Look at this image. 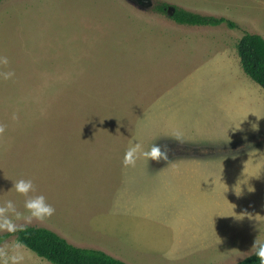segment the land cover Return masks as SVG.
<instances>
[{
    "label": "rangeland",
    "instance_id": "1",
    "mask_svg": "<svg viewBox=\"0 0 264 264\" xmlns=\"http://www.w3.org/2000/svg\"><path fill=\"white\" fill-rule=\"evenodd\" d=\"M148 1L0 0V189L33 179L56 211L28 227L125 264H237L264 240V90L237 53L264 0ZM132 141L168 160L123 167Z\"/></svg>",
    "mask_w": 264,
    "mask_h": 264
},
{
    "label": "trees",
    "instance_id": "2",
    "mask_svg": "<svg viewBox=\"0 0 264 264\" xmlns=\"http://www.w3.org/2000/svg\"><path fill=\"white\" fill-rule=\"evenodd\" d=\"M166 4H159L155 11L165 14ZM170 19L178 25L189 27L227 26L236 29V24L224 18L203 16L174 8ZM237 53L243 73L264 90V39L255 34L246 33L238 42ZM22 242L26 249L50 264H125L105 253L77 248L69 244L56 233L39 227H27L25 231L0 236V245L10 237ZM237 264H259L255 256Z\"/></svg>",
    "mask_w": 264,
    "mask_h": 264
},
{
    "label": "clouds",
    "instance_id": "3",
    "mask_svg": "<svg viewBox=\"0 0 264 264\" xmlns=\"http://www.w3.org/2000/svg\"><path fill=\"white\" fill-rule=\"evenodd\" d=\"M8 57L0 55V65H8ZM14 76V72H0V78L9 80ZM4 132L3 126H0V134ZM179 140L181 133L174 134ZM143 158L147 164L149 161H167L168 149L160 145L153 144L147 151L142 150L139 142H131V146L125 151L121 164L123 167H134L138 158ZM13 192L18 196L24 197L22 210L18 207L13 199H4L0 202V234H15L25 231L26 228L33 222H46L51 218L56 209L43 194H37V188L31 178H19L11 183V187L0 192ZM23 221V222H21ZM26 246L16 240L10 246L5 244L0 247V264H25L28 258L25 253ZM255 256L259 264H264V240L255 238L249 252L241 257V260L249 259Z\"/></svg>",
    "mask_w": 264,
    "mask_h": 264
},
{
    "label": "water",
    "instance_id": "4",
    "mask_svg": "<svg viewBox=\"0 0 264 264\" xmlns=\"http://www.w3.org/2000/svg\"><path fill=\"white\" fill-rule=\"evenodd\" d=\"M130 1H132L134 4H137L145 8H148L151 6V3L148 0H130Z\"/></svg>",
    "mask_w": 264,
    "mask_h": 264
},
{
    "label": "crops",
    "instance_id": "5",
    "mask_svg": "<svg viewBox=\"0 0 264 264\" xmlns=\"http://www.w3.org/2000/svg\"><path fill=\"white\" fill-rule=\"evenodd\" d=\"M146 188H148V187H146ZM142 208H144V205L142 206Z\"/></svg>",
    "mask_w": 264,
    "mask_h": 264
}]
</instances>
